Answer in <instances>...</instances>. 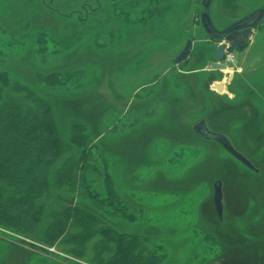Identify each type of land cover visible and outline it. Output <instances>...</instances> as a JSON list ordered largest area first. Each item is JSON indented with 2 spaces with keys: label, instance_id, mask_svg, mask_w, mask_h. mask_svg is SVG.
<instances>
[{
  "label": "rangeland",
  "instance_id": "374dc122",
  "mask_svg": "<svg viewBox=\"0 0 264 264\" xmlns=\"http://www.w3.org/2000/svg\"><path fill=\"white\" fill-rule=\"evenodd\" d=\"M126 1L0 0V74L50 100L61 132L74 120L87 122L97 145L90 163L102 173L108 167L131 214L95 204L81 188L60 197L53 189L46 203L55 210L74 204L101 213L89 223L94 231L72 227L54 245L45 243L41 236L57 214L49 206L44 222L31 230L0 224V264H106L113 253L101 232L108 227L142 238L134 248L142 262L163 253L159 264H264V109L251 119L239 108L209 115L213 127L232 133L242 154L261 169L257 174L190 131L200 111L165 98L183 94L172 77L155 83L166 72L185 70L189 58L177 63L175 57L193 42L210 39L218 46L203 16L223 30L264 0H212L208 7L203 0H140L137 6L131 0L122 6ZM146 7L153 9L148 22L113 15L121 8L134 19L144 8L147 14ZM261 21L246 49L233 53L238 65L218 73L224 80L233 76L223 94L240 81L264 83ZM38 32L54 40L39 43ZM79 70L84 73L74 74ZM53 71L70 72L81 85L53 88L39 79ZM86 178L104 195L101 173L90 169ZM216 181L222 183L221 218L213 200Z\"/></svg>",
  "mask_w": 264,
  "mask_h": 264
},
{
  "label": "trees",
  "instance_id": "16d2710c",
  "mask_svg": "<svg viewBox=\"0 0 264 264\" xmlns=\"http://www.w3.org/2000/svg\"><path fill=\"white\" fill-rule=\"evenodd\" d=\"M230 1L232 0H228V2ZM130 3L137 6L140 0H133ZM151 3L152 1H149L147 4ZM146 8H148L147 14L143 15L144 8L134 19L130 16L131 12L123 11L121 8L113 10V15L119 19V16L123 14L128 22L140 20L148 22L152 17L153 9ZM106 32L108 35L113 34L112 30H106ZM38 33L40 39L37 42L39 43L54 40L53 36L47 35V32ZM107 44V42L104 43V45ZM39 46L44 49L43 46ZM83 73V70H79L74 74ZM192 75L186 71H179L173 75L166 73L160 77L158 83L172 77L174 86L179 89L182 88L183 94L182 96H165V98L179 102L181 105H186L189 102L192 105L190 109L198 110L202 97L198 90L202 88V92L209 95H213V92L207 90L206 87H201V81L191 80ZM39 79L53 88L81 85L78 78L70 72L53 71L40 74ZM7 87L14 92H10L6 89ZM254 90L264 94V83L255 84ZM190 109L186 112H190ZM260 109H264V99L259 103L252 102L251 114L245 111L243 113L247 119H251L254 112L260 111ZM199 116H203V112H199ZM185 117L187 118V116ZM230 121H236V117H232ZM86 123V121L74 120L67 130L61 132L55 117V107L50 100L40 96L30 86L17 83L12 81L9 76L0 74L1 225L26 231L31 230L44 222L50 206L48 212L54 211L57 214L55 218L49 220V225L41 236V240L45 243L54 245L58 238L72 227L79 226L86 231V234L94 231V229L91 230L92 226L89 223L100 212H87L85 209H81L79 205L74 204L55 210L52 204L46 203L49 198L54 196L52 194L53 189L56 191L55 194L60 197L61 194L65 195V192L73 194L81 188L95 204L118 215L131 216L108 167L102 173L90 163V157L97 145L92 138L91 127L87 126ZM209 123L212 129L224 133L223 130L213 127L211 121ZM262 124H264V120H262ZM188 126L193 134L200 136L193 131L192 124L189 123ZM204 141L217 144L205 139ZM235 147L245 154L238 145ZM254 165L256 166L255 163ZM90 169L101 173L103 176L104 195L95 190L87 181L86 172ZM70 201H73L72 197ZM101 234L105 245H107L106 248H109L113 253L112 257L105 262L106 264H159L161 260H165L162 259L165 256L163 253L160 256L152 254L147 262L138 260L134 254V248L138 246V243L143 242L138 235L120 234V232L109 227L102 229ZM78 238L81 236L79 235ZM109 244L112 248L111 246L108 247Z\"/></svg>",
  "mask_w": 264,
  "mask_h": 264
},
{
  "label": "flooded vegetation",
  "instance_id": "af4514ba",
  "mask_svg": "<svg viewBox=\"0 0 264 264\" xmlns=\"http://www.w3.org/2000/svg\"><path fill=\"white\" fill-rule=\"evenodd\" d=\"M129 1H131V0H127L124 4H122V6L126 5ZM262 23L263 22L260 21V22H258V24H254L253 30L257 26L261 25ZM231 25L235 26L236 23H233ZM231 25L226 27V28L228 29V28L232 27ZM239 30H241V29H239ZM209 41H210V39H205V40H199L197 42L192 43V47H189V55H188L189 57H187V58H189V60H188V63L186 64L185 70H184L187 73L193 74L191 77V80H194V81L199 80V82L201 81V84H202L201 87H206L207 90H210L213 92V95L212 94L209 95L208 93L202 92V88L200 90H198L200 95L202 96L201 97V104H200V108H199L202 111H200V110L199 111L203 112V116L198 117L195 124L192 125V129L195 133L200 135L203 139H205L207 141H212V142H215V143L221 145L215 139L206 138L201 133L195 131V126L197 124H199L201 121H204L207 128L210 131L226 136L229 139V141L231 142V144L234 146V148L237 149L235 147V145H237V142L235 141V138L232 136V133L230 131L226 130L223 133V132L215 131L214 129H212L210 127L211 125L209 123L210 122L209 115L211 113H213L214 110H216L218 108H222V107L223 108H231V109L239 108L241 111H245L246 113L249 112L251 114L252 113V110H251L252 102L253 101L257 102V103L261 102L262 99H264V94L261 91L254 90V83H248V82L242 83V81H240V83H238V84H234V86L232 87V90L230 92H228L227 94H223L225 92V89L231 85L232 80H233V76H231V74H230L229 77H226L224 80L222 78V76L219 75L218 73L221 71H226V70L229 71V69H230L229 67H232V66H230L231 64L226 63V54H227L226 53L224 55L223 62L227 65V69L221 70V69L212 68L211 62L214 60V53H215L217 47L214 48V46L211 45L209 43ZM213 43H215V42H213ZM248 45H249V41H246L245 47L239 48L236 51L244 50V49H246V47ZM236 51H234V52H236ZM181 53L182 52H180L178 54V56ZM178 56H176L175 59ZM207 62H209L210 68L206 67ZM235 65H238V64L235 62ZM189 69H191V70H189ZM180 71L184 72L183 70H180ZM235 71H239V70L234 68L233 72H235ZM244 79L246 80V78H244ZM214 83H222L224 85L223 90L219 91L218 89L214 88L213 87ZM189 98H191V97H189ZM245 156L254 165V163H253L254 161L252 160V158H250L247 155H245ZM254 167H255L254 169H250V168L249 169L254 171L255 173L259 174V172H261V170L259 168H257L255 165H254Z\"/></svg>",
  "mask_w": 264,
  "mask_h": 264
},
{
  "label": "water",
  "instance_id": "95a60500",
  "mask_svg": "<svg viewBox=\"0 0 264 264\" xmlns=\"http://www.w3.org/2000/svg\"><path fill=\"white\" fill-rule=\"evenodd\" d=\"M212 0H203L204 6L208 7L211 4ZM264 17V5L250 13L249 15L236 21V25L230 28L223 30H218L210 24L209 18L205 15L203 16V22L206 30L216 39L221 42L218 44L216 51L214 53V60L211 62V66L214 69H227V65L223 62L224 55L226 53H231L236 51L239 48L245 47L246 41H249L254 34L253 25L261 21ZM241 29V30H239ZM189 55V50H184L182 53L175 59L177 63L186 59ZM214 88L219 91L223 90L224 85L222 83H214ZM195 131L201 133L206 138H213L218 141L226 151H228L233 157L239 160L241 163L246 165L250 169H254V165L251 161L239 152L231 144L229 139L219 133L210 131L205 122L201 121L195 126ZM214 206L219 217L223 214V192H222V183L221 181H216L214 183Z\"/></svg>",
  "mask_w": 264,
  "mask_h": 264
},
{
  "label": "built area",
  "instance_id": "2783aa9c",
  "mask_svg": "<svg viewBox=\"0 0 264 264\" xmlns=\"http://www.w3.org/2000/svg\"><path fill=\"white\" fill-rule=\"evenodd\" d=\"M226 62L227 63H235V58H234L233 54H227Z\"/></svg>",
  "mask_w": 264,
  "mask_h": 264
},
{
  "label": "crops",
  "instance_id": "0c3cea01",
  "mask_svg": "<svg viewBox=\"0 0 264 264\" xmlns=\"http://www.w3.org/2000/svg\"><path fill=\"white\" fill-rule=\"evenodd\" d=\"M167 73V72H166ZM160 79V78H159ZM159 80H156L155 83H158Z\"/></svg>",
  "mask_w": 264,
  "mask_h": 264
}]
</instances>
